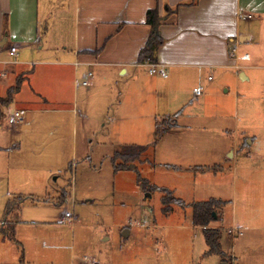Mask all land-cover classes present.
I'll list each match as a JSON object with an SVG mask.
<instances>
[{
    "label": "rangeland",
    "instance_id": "1",
    "mask_svg": "<svg viewBox=\"0 0 264 264\" xmlns=\"http://www.w3.org/2000/svg\"><path fill=\"white\" fill-rule=\"evenodd\" d=\"M45 3L40 0L41 8ZM53 8L56 14L54 0ZM7 69L0 72L6 75L0 77V147L5 150L0 152V230L5 220L13 229L0 231V264H264V145L261 152L252 148L251 159L241 152L231 161L224 157L232 147V124L239 130L247 123L241 104L234 117L217 106L222 96L234 97L229 79L222 85L212 73L201 100L195 102L185 93L183 102L189 98L192 104L183 116H172L182 105L171 99L167 83L160 87L158 75L149 76L147 68L140 79H127L118 77V69H106L100 96L87 104L83 88L63 98L58 112L29 106L21 123L9 125L8 113L20 106L10 102L3 107L1 99L16 85L20 68ZM52 83L47 79L43 92L49 94ZM206 86H215L218 99L205 97ZM30 91L23 85L22 92L12 96L25 103L24 98L34 94ZM174 121L191 126L182 142L173 133L163 138L166 134L159 129ZM249 121L259 127L256 119ZM222 128H229L223 133L226 141L207 145L211 139L220 142L216 133ZM124 147L146 150L125 167L122 159L113 157ZM193 154L212 173H222L219 189L199 196L193 178L172 172L188 164ZM179 155L188 157L182 160ZM163 190L185 204L171 205V213H164ZM55 193L61 205L22 202L27 196L51 203ZM196 196H219L224 203L209 225L219 234V255H206L203 232L192 223L189 204ZM12 201L22 203L10 205ZM61 213L73 215L72 228L57 225ZM124 231L130 234L124 237Z\"/></svg>",
    "mask_w": 264,
    "mask_h": 264
},
{
    "label": "crops",
    "instance_id": "2",
    "mask_svg": "<svg viewBox=\"0 0 264 264\" xmlns=\"http://www.w3.org/2000/svg\"><path fill=\"white\" fill-rule=\"evenodd\" d=\"M191 1L54 0L58 3V10L54 14L56 7L53 8V0H46L44 9L40 6V0H0V65L3 66L0 72L8 66L20 68L18 78L22 80L16 94L22 92L23 85L30 87L34 93L24 98L25 103L16 101V94L12 96L11 103L15 102L20 109L9 112L8 119L14 112H22L24 118L26 110L23 109L29 106V109L39 105L49 106L56 110L53 112H58V107L66 102L63 98L69 93L75 96L83 88L86 90L87 104L90 98L100 96L98 89L108 78L106 69H118L119 78L140 79L143 69H149V65H152L138 62L139 53L152 34L151 27L146 24V13L157 9L162 18L158 35L163 42L156 51L154 64L166 70L165 78L158 75L160 87L163 89L167 83L171 99L179 102L178 107L182 105L172 116H183L188 103L192 104L189 98L183 102L185 93L191 95L195 102L201 100L203 89L198 96L194 90L211 82L212 73L221 79L222 85H227L226 79H229L234 97L222 96L217 106L222 107V111L227 108L230 116L234 117L233 113L238 114L241 104L243 122L246 120L247 123L239 130L238 124H232V147L225 150L223 155L231 161L241 152L244 154L241 156L251 159L252 148L261 152L260 146L264 145V0H199L189 5ZM12 48L16 49L15 54L11 53ZM244 55L249 57L247 61L239 59ZM7 70L11 72V69ZM44 73L52 75V78H47L53 82L49 86V94L43 92L47 88L44 87L47 79L40 76ZM5 76L3 73L0 75ZM85 82L88 84L83 85ZM207 90L205 97L210 99L216 93L215 86L207 87ZM214 97L218 99V95ZM253 118L259 127L250 124L249 119ZM164 126L161 124L166 134L163 138L173 133L176 139L180 136L181 142L191 131V126H179L176 121ZM228 130H218L216 136L220 142L215 143L211 139L207 140V145L226 141L223 133ZM4 151L0 147V152ZM185 157L178 156L182 160ZM201 161L193 154L188 164L181 167L174 165L176 167L171 169L177 176L193 178L199 196L214 188L219 189L223 183L222 173H212L214 170L200 164ZM53 197L51 203L49 200L36 202L27 196L22 202L61 205L57 200L60 199L58 194L55 193ZM215 197L202 199L196 196L189 205L206 202L205 199L220 200L217 199L219 196ZM22 202L9 203L21 205ZM63 214L57 220V225L68 224L60 222ZM68 225L72 228L74 222ZM12 226L5 220L1 229L11 230ZM128 234L124 231L123 236ZM103 241H108V238Z\"/></svg>",
    "mask_w": 264,
    "mask_h": 264
},
{
    "label": "trees",
    "instance_id": "3",
    "mask_svg": "<svg viewBox=\"0 0 264 264\" xmlns=\"http://www.w3.org/2000/svg\"><path fill=\"white\" fill-rule=\"evenodd\" d=\"M198 1L199 0H192L189 5H194ZM161 22H162V18L159 16L157 9L147 11L146 24L151 27L152 34L150 35L145 47L139 53L138 62L140 64H144V63L154 64L156 62V51L162 45L163 42L158 35V28ZM21 80H22L21 77L18 78L16 85L8 89L6 98L1 100L3 106L8 105L11 102L12 95L19 92L21 86ZM160 127L161 125H159V129ZM161 130H163L162 127ZM158 134H160V132H158ZM137 149L138 152H134L135 151L134 147L121 148L120 150L114 153L113 156L114 160L117 158L122 159L124 163L123 166L126 167L128 166L127 163L130 164L138 160L142 152L146 150L145 148H137ZM162 192L164 194L162 199V204L164 206L163 208L164 213H168L171 211V207H170L171 205H177V206L184 205V203L180 199L173 198L168 191L163 190ZM10 205L8 207H10ZM222 205H224L222 201L215 199L206 202L193 203L190 205L192 209V223L195 227L202 229L205 242L208 247V251L206 252L207 256L220 254L219 234L216 229L210 228L209 225L214 221L212 214L216 211L218 207Z\"/></svg>",
    "mask_w": 264,
    "mask_h": 264
},
{
    "label": "built area",
    "instance_id": "4",
    "mask_svg": "<svg viewBox=\"0 0 264 264\" xmlns=\"http://www.w3.org/2000/svg\"><path fill=\"white\" fill-rule=\"evenodd\" d=\"M243 18H245V17H243ZM15 52H16V49L12 48L11 53L15 54ZM239 59L247 61L249 59V57L247 55H244V56L240 57ZM148 71H149L150 75H159L163 78H165L167 76L165 68L163 66H160V65H156V64L149 65ZM90 75L91 74H88V76H90ZM87 84H88L87 82L83 83V85H87ZM201 90H202L201 87L196 88L194 90V94L196 96H198L201 93ZM22 119H23V113L22 112H14L12 114V116L9 117L8 123H9V125H14L15 123L21 122ZM73 218L74 217L72 214L65 213V215L62 217L60 222L62 224L68 223V224L72 225L74 222Z\"/></svg>",
    "mask_w": 264,
    "mask_h": 264
},
{
    "label": "water",
    "instance_id": "5",
    "mask_svg": "<svg viewBox=\"0 0 264 264\" xmlns=\"http://www.w3.org/2000/svg\"><path fill=\"white\" fill-rule=\"evenodd\" d=\"M212 216H213L214 218L216 217L214 213L212 214Z\"/></svg>",
    "mask_w": 264,
    "mask_h": 264
}]
</instances>
